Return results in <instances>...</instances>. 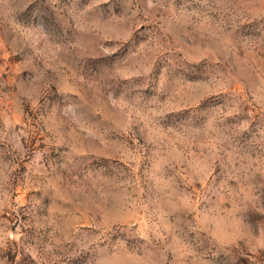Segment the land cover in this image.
<instances>
[{
    "label": "rangeland",
    "instance_id": "rangeland-1",
    "mask_svg": "<svg viewBox=\"0 0 264 264\" xmlns=\"http://www.w3.org/2000/svg\"><path fill=\"white\" fill-rule=\"evenodd\" d=\"M0 264H264V0H0Z\"/></svg>",
    "mask_w": 264,
    "mask_h": 264
}]
</instances>
